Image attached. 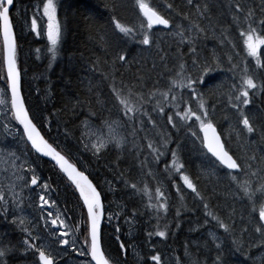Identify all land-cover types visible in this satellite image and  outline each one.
Wrapping results in <instances>:
<instances>
[{"label":"trees","instance_id":"1","mask_svg":"<svg viewBox=\"0 0 264 264\" xmlns=\"http://www.w3.org/2000/svg\"><path fill=\"white\" fill-rule=\"evenodd\" d=\"M55 1L57 19L62 29L56 60L51 59L48 52L50 45L47 48L46 39L37 37L31 31L23 32L16 22L21 92L30 114L39 116L42 113L46 121L42 128L45 138L49 139L50 143L55 142L54 146H58V150L68 154L71 160L77 163L78 168L87 174L91 173L89 178L102 192L106 209L111 202V211L114 213L119 211V204L125 206L127 211L135 208L139 213L134 221L136 233L132 237H130V227L124 222L123 215L119 220L113 219L111 223L106 218L102 221V243L107 247V254L113 258L119 257L122 262L126 260L127 264H150L151 251L160 255L166 251L171 257L172 264H176L177 258H180V264H218V256L222 264H264V257L260 261L254 259L256 255L264 252V238L254 231V225L259 223L260 204L257 198L255 197L257 211L250 215L252 204L243 196L242 190L224 174L225 170L218 171L210 164L199 140L194 137L193 140L186 138L184 131L187 129L180 131L173 129L164 117L153 110L155 100L150 103L145 102L143 109L156 121V127L151 130L146 127L144 131H139L141 123L137 114L134 131L130 122L125 123L127 117L116 106L117 102L111 92L113 82L117 87L121 84L127 85L124 88L125 95L128 88H132L134 94L141 91L147 94L156 87L166 90L172 77V73L163 67L153 69L154 60L159 64L155 47L142 50L146 46L114 30V24L111 23L114 16L126 27L139 30L143 17L135 6V0ZM247 1L250 6L245 4ZM148 2L170 18L173 24L179 22L185 25L188 23L184 19L186 15L191 14L195 17V4L207 2L213 22L219 21L216 27L217 35L221 30L231 35L235 48L227 44L225 47H220L215 44L219 40H215L211 34L198 43L201 58L211 57L209 49H212L213 44L222 61L220 69L210 73L212 78L206 77L205 83L199 85V89L205 93L217 130L221 133L222 139L227 141L226 146L234 154V158H239L238 162L242 163L247 157L255 155L253 149H249L248 144H245L246 141L251 144V140L257 138L263 146L264 141L261 140L258 132L246 138L238 135L234 112L222 103V100L225 98L224 93L228 86L238 82V78L234 81L233 73L228 70L230 68L228 57L232 56L233 62L239 65L236 70L238 73L247 61L239 33L231 24L232 13L229 5L241 3L246 9L250 7L257 12L259 9L257 10L256 6L261 4V0L260 3L258 0H194L193 5H188L187 0H148ZM169 3L173 4L172 9L167 8ZM203 24L207 27V21H203ZM158 37L157 43H160L161 48L171 45L168 49L171 56L168 68L171 69L175 63L176 47L172 44L169 34ZM116 45H120L127 52L128 63L116 60ZM180 51L184 54L182 62L185 63L186 70L194 72L193 57L188 48L183 47ZM261 60L264 61V53L261 54ZM249 71L252 72L250 68ZM253 73L258 83L264 77V70L256 66ZM3 77L4 71L0 67L1 83H4ZM180 91L177 89V92ZM183 91L187 99V90ZM250 95L253 103L244 110L250 111L255 123L259 125L264 123V91L257 90L254 95L253 93ZM193 107L195 108V104ZM165 111L171 114L169 108L166 107ZM142 119L146 125L150 124L148 116ZM106 120H119L122 123L125 142L121 149L110 146V150L98 159L91 152L84 150L83 125L89 122L101 124ZM240 127L242 128V125ZM163 133L170 134V140L167 142L168 150L161 148L165 154L157 161L146 146L149 141L157 146L164 144ZM172 151L178 153L179 161L185 166L184 173L193 180L200 196L184 185L179 173L166 169L165 164L168 168L171 167ZM257 159L261 160L260 157ZM36 162L39 165L37 169L40 175L51 185L53 200L61 208L70 225H80L83 219L82 212L86 210H82V201L77 199L78 193H75L74 186H68L69 182L66 178L62 179L63 174L53 163L43 158ZM149 172L151 175H148ZM235 174L238 175L239 182L243 183L242 176L239 173ZM105 179L116 185L114 195L108 193ZM125 181L137 183L140 187L147 184L153 194L156 187L164 190L168 201V212L166 215L161 214L159 224L161 228L168 225L167 239L153 236L151 242H148L147 232L156 226V215L151 209L145 208L147 197L142 200L139 194L125 185ZM255 184L251 187L252 191L255 190ZM177 187L180 188L179 192ZM183 189H187L189 193L185 195ZM235 191L240 194L239 197L237 196V201L231 199ZM114 197L117 198L116 202ZM204 204L209 205L208 209L204 208ZM209 211L230 225H234L232 230L225 233L218 227L216 221L206 216ZM177 212L180 213L179 216ZM192 223L195 225L192 226ZM117 225L120 226L119 233L115 231ZM244 229L248 231L245 232ZM207 230L218 233L222 240V248L213 246L205 234ZM77 236L83 241L81 233L78 232ZM0 238L11 241L15 249L7 258V264H24L34 258L31 253H24L20 242L25 236L2 215H0ZM133 240L138 242L143 258L129 250L130 242ZM121 242L127 248L126 255L119 249ZM150 244L155 246L154 250L147 246ZM238 245L243 246L242 251L237 250Z\"/></svg>","mask_w":264,"mask_h":264},{"label":"snow or ice","instance_id":"2","mask_svg":"<svg viewBox=\"0 0 264 264\" xmlns=\"http://www.w3.org/2000/svg\"><path fill=\"white\" fill-rule=\"evenodd\" d=\"M193 2L194 0H187L188 5H193ZM17 3L18 0H0V67L4 71L3 80L5 85L4 89H0V97L6 94L5 90L10 91L11 113L10 121L7 113H0V118L9 122L14 121L12 127L16 129L10 137L5 136V141L11 139V147H7L4 141H0V165L3 166L0 167V174L10 172L12 178L11 182L7 184L0 180V215L5 219L10 215L13 217L11 222L16 224L25 235V238L20 242L24 253L27 254L31 251L34 257H38L36 264H56L55 250L52 248L51 243L45 242L46 239L55 238V242L60 246H71L75 250L78 237L77 239H69V237L78 232L83 236L79 255L85 257L81 264H127L126 260L122 262L119 257L113 258L107 254V247L102 243L101 222L106 218L111 223L113 219L119 220L123 215L124 222L131 228L139 213L135 208L127 211L125 206H118L119 211L114 213L111 211V202H109L106 209L102 192L98 190V185L89 178L91 173L85 174V171L78 168L77 163L73 162L68 154L58 150V146H54L55 142L50 143L49 139L45 138V135L42 134V128L46 121L42 113L39 116L30 114V109L25 106V99L21 95V73L18 67V35L16 31V21L21 19V16L13 15L14 12L20 13L21 11L16 7ZM135 6L143 17L139 30L126 27L115 16L111 21L114 24V30L123 34L124 37H131L138 44L146 46L142 50L155 47L159 64L154 60L153 69L163 67L172 73V77L166 90L156 87L155 90L147 94L142 91L134 94L132 88H128L127 95H125L124 88L127 85L121 84L120 87H117L113 82L111 92L117 102V108L122 110L123 115L127 117L125 123L130 122L135 131L137 114H139L141 123L139 131H144L147 127L142 119L144 116H148V122L155 128L156 121L148 112L143 110L145 102L150 103L155 100L153 110L164 117L167 124L173 129L177 131L187 129L191 137L200 141L204 155L207 156L210 164L218 171L225 170L224 174L229 177L230 181L237 184V187L242 190L243 196L251 202L252 207L249 214L253 215L257 211L256 193L259 192L261 198H264V184H261L256 191H252L249 181L245 180L240 183L238 175L235 173L257 175V172L251 171V161L257 159V157L255 155L247 157L243 163L238 162L239 158H234V154L226 146L227 141L222 139L221 133L217 130L205 93L199 89V85L205 83L206 77L212 78L209 75L210 73L220 69L222 61L215 52L211 57L201 58L198 43L203 39H207L211 34L219 40L221 45L227 44L235 48L236 45L233 43L231 35L224 30H221L217 35L216 27L219 21L213 22L212 16L209 15L207 2L195 4V17L191 14L184 17L188 22L187 25L173 24L170 18L151 5L148 0H135ZM41 7L42 17L38 16ZM167 8L172 9L173 4H167ZM229 8L232 13L231 24L239 33L243 51L247 57L255 60L256 68L264 70V61L261 60L260 53L261 48H264V0H261L259 17H257L255 9L250 7L246 9L241 3L229 5ZM40 18H46V36L50 45L48 52L54 61L58 56L62 35L61 24L57 19V3L55 0H40V3L34 7L33 15L30 18V30L37 37L41 35L42 31V27L38 25V19ZM22 19L25 23L29 21L26 15H23ZM203 21H207V27L204 26ZM155 26H163L164 29H169L172 44L176 47L175 63L171 69L168 68V61L171 59L168 49L171 45H167L165 48L160 47V43H157L159 37H155L153 32ZM183 47H187L193 57L192 68L195 69L194 72L186 70V65L182 62L184 54L180 49ZM116 48V60L128 63L127 52L120 45H116ZM228 63L230 64L228 70L233 73V80L236 81L238 78V82L228 86L222 103L233 110L238 135L246 138L259 132L261 140H264V123L257 125L251 112H245L244 110L253 103L250 93L254 95L257 90L264 91V77L258 83L256 75L249 71L248 61L244 62V66L239 73L236 71L239 65L233 62L232 56L228 57ZM177 89L181 91L177 92ZM183 90H187V99ZM193 104H195V108ZM0 105L7 106L6 99L0 98ZM166 107L171 110V114L165 111ZM240 125H242V128ZM85 126L86 128L89 127L87 124ZM104 126L108 129L107 134L103 132L102 127L93 132L86 142L82 141L84 150L91 152L98 159L110 150V146L121 149L125 142V138L115 131L114 126H119L117 121H105ZM3 127L11 133L9 123H5ZM162 138L165 143L161 146H157L151 141L146 146L150 154H154L157 161L165 154L161 148L168 150L167 142L170 140V134L163 133ZM34 154L35 158L32 159ZM41 157H48L51 161H54L59 172L63 174L62 179L66 178L69 187L74 186L75 193H78L77 199L82 201L81 208L86 210L82 212L83 219L80 225L70 226L64 213L57 210L54 214L50 210L56 207L55 201L46 198L47 193L51 190V185L37 175L39 165L36 161ZM171 157V167L168 168V165L165 164L166 169L179 173L184 185L196 193L197 196H200L193 180L188 174L184 173L185 166L179 161L178 153L172 151ZM148 175H151V173L149 172ZM124 183L134 193L139 194L142 200L147 197L145 208L151 209L156 215V226L147 232L148 242H151L153 236L167 239L169 236L168 225L166 224L161 228L159 224L161 214L166 215L168 212V201L164 190L156 187L153 194L147 184L140 187L134 182L125 181ZM37 187L41 189L38 194L40 211L44 212L46 206L49 209L46 216H41V219L44 220V227L49 229L47 236L44 238L41 237L39 232L35 231L34 227L29 226L30 222L25 217L17 215V210L23 211L26 190L35 192ZM179 191L180 188L177 187V192ZM208 207V204H204L205 209H208ZM176 214L177 216L180 215L179 212ZM206 216H210L212 220L216 221L218 227L223 229L225 233L230 232L234 227V225L220 219L213 212H207ZM253 218L255 217L253 216ZM258 218L259 223L254 225V231L261 238H264V203L259 206ZM207 222L206 220L205 223L207 224ZM81 228L83 229L82 232ZM115 231L120 232L119 225L116 226ZM244 231L247 232L248 230L244 229ZM116 238L119 240V236ZM216 247L219 249L221 245L216 244ZM119 249L126 255L127 248L123 242L119 244ZM14 250L11 241L0 238V264H7V258L13 254ZM237 250L242 251L243 246L238 245ZM150 259L154 264H162V257L159 253L152 254ZM217 261L218 264H222L219 256ZM176 264H180V258L176 259Z\"/></svg>","mask_w":264,"mask_h":264},{"label":"rangeland","instance_id":"3","mask_svg":"<svg viewBox=\"0 0 264 264\" xmlns=\"http://www.w3.org/2000/svg\"><path fill=\"white\" fill-rule=\"evenodd\" d=\"M25 1L26 0H24V1L18 0V3L16 4V7L18 9H20L21 11H20V13L14 12V16H21V19H18L16 22H17L19 28L23 32H29V31H31L30 30V18L33 15L34 7L37 4L40 3V0H30V1H26V2ZM258 3H260L259 0H258ZM245 4L247 6H250L248 1ZM256 9L257 10L259 9V11L256 12L257 17H259L260 16V4H258L256 6ZM23 15H26L29 18L28 23H25L24 20L22 19ZM38 16L42 17V7L40 8V10L38 12ZM174 24H183V23L176 22ZM21 25H23V27H21ZM38 25H40L42 27L41 35L39 37H42L43 39H46V41H47V36H46L47 22H46V18L38 19ZM183 25H185V24H183ZM153 32L155 34V37H158V36L161 37L164 34H169V29H158V28L154 27ZM215 40H217V38H215ZM215 44H218L220 47H225V45H221L219 42H215ZM48 47H49V43L47 41V48ZM211 48L212 49H209L211 51L210 52L211 56H212L213 52H215V54L217 56H220L219 54L216 53V50H215V47H214L213 44L211 45ZM260 53L261 54L264 53V48H261ZM245 59L250 63L249 68L253 72V70L255 69V60H253L252 58H249V57H246ZM4 88H5L4 83L0 82V89H4ZM5 93L6 94L3 97H0V98L6 99L7 106L0 105V113H7L8 116H9V121H10V118H11V113H10V95H9V91H7V90H5ZM9 121H5L4 119L0 118V141H4L5 145L7 147H11L12 146V141H11L10 138L5 141V136L7 135V136L10 137V135L14 134L15 131H16L15 127H12V125L15 122L14 121L9 122ZM106 121H117L119 126H114L115 127V131H116V133L118 135H121V136H123L125 138V136H124V127H123L122 123L119 120H106ZM104 122L101 123V124H92L90 122L89 123H85L83 125L82 140L84 142H86L87 139L92 135L93 132H95L97 129L102 128V127H103V132L105 134H107L108 129H107L106 126H104ZM5 123H9V128H11V133H9L8 129L3 127V125ZM86 124L89 127L86 128V126H85ZM147 127L149 128V130L153 129L151 123L147 124ZM162 131H164V130H162ZM184 132L186 134V138L187 139L193 140V137H191L190 132H188V130L184 131ZM251 141H252L251 144L249 142H247V141H246L245 144L246 145L248 144L249 149H253L256 157H260L261 158V160H259V159L252 160L253 161L252 162V169L253 170H251V171H256L257 175H255V176H252L250 174L249 175H243V174H240V173H239V175L242 176V180H243L242 182H244L245 180L249 181L251 187H252V185H254L256 183L255 187H254V189H255L254 191H256V189H258L261 184H264V151H262V149H264V146L262 145V143L257 138H255V139H253ZM32 159H33V157H32ZM261 161H263V162H261ZM243 162L244 161H242V163ZM0 167H3V166L0 165ZM40 174L41 173L37 169V175H39L42 178V176ZM11 179L12 178H11L10 172L9 173H4V174H0V180H3V182L5 184L10 183ZM42 180H44V179L42 178ZM104 182L106 184L108 193L114 195L115 192H116V185L113 184V182H111V181H107L106 179L104 180ZM109 185H110V187H109ZM183 190L186 193L185 195H187L189 193L187 189H183ZM17 191H19V189H17ZM40 192H41V189L39 187L36 188L35 192H28L26 190V192L24 194L25 195V203H24L23 211L20 212L19 210H17V215L25 217L30 222L29 226L30 227H34L35 231L39 232L41 237L44 238V237L47 236V233H48L49 229L44 227V220L41 219V216H46V212L49 209L46 206L44 212L40 211L39 200H38V194ZM237 196L239 197L240 194H239V192L235 191L234 195L231 197V199L233 201L234 200L237 201L238 200ZM46 198H48L51 201H54L51 191H49L47 193ZM256 198H257V202L259 204L264 203V198H261V194L259 192L256 193ZM116 199L117 198L114 197V201ZM55 204H56V207H54V208H52L50 210L53 211L54 214H55V212L57 210H59L60 212L63 213V211L57 205L56 202H55ZM119 205L122 206L121 204H119ZM7 219L16 228L17 231H20L19 227L16 224H13L11 222L12 219H13V217L11 215ZM67 223L70 225L68 220H67ZM191 225L194 226L195 224L192 223ZM134 226H135V222L133 223L132 227L130 228V233H131L130 237H132L133 234L136 233V231L134 229ZM128 227H129V225H128ZM205 234L210 239V241H211V243L213 244L214 247H216V244H220L221 245L220 248H222V242H221L222 240L219 237L217 232H215L213 230H207L205 232ZM77 237H78L77 233H75L74 235H70L69 239H77ZM193 241H195V240H193ZM45 242L46 243H51L52 248L55 250L56 259L58 260L56 264H81V262L85 259V257H80V255H79V250H80L81 244H82V240L79 237L77 239V244H76L75 250L71 246H63V247L60 246L59 244H57L55 242V238H52L51 240L46 239ZM137 243H138L137 241H134V240L131 241L129 250L132 253H134V254L141 255V250H140V248H139ZM147 246L151 247L153 250L155 249V246L153 244H150V245H147ZM73 251H75V252H73ZM29 253H31V255L33 256L31 251H29ZM152 254H154V253L151 251V255ZM161 255H162V264H172L171 257L166 251H164V253H162ZM141 257H142V255H141ZM263 257H264V252H261L258 255H256L254 257V259L260 261V260H262ZM36 261H37V258L34 257L33 259L27 260L24 264H36ZM150 264H154V262L151 261V259H150ZM237 264H239V263H237Z\"/></svg>","mask_w":264,"mask_h":264},{"label":"water","instance_id":"4","mask_svg":"<svg viewBox=\"0 0 264 264\" xmlns=\"http://www.w3.org/2000/svg\"><path fill=\"white\" fill-rule=\"evenodd\" d=\"M155 27H163V26H155ZM9 95H10V91H9ZM21 95H22V92H21ZM23 97V96H22ZM19 127H22V126H19ZM202 135V134H201ZM41 158H43V159H45V160H47V161H49V162H51V163H53L54 165H55V162L54 161H51V159L50 158H48V157H41ZM57 167V166H56ZM57 169H58V167H57ZM85 174H87V173H85ZM259 219V218H258ZM103 221V220H102ZM101 225H102V222H101ZM37 258V260H38V257H36Z\"/></svg>","mask_w":264,"mask_h":264},{"label":"flooded vegetation","instance_id":"5","mask_svg":"<svg viewBox=\"0 0 264 264\" xmlns=\"http://www.w3.org/2000/svg\"><path fill=\"white\" fill-rule=\"evenodd\" d=\"M13 15H14V13H13ZM73 252H75V251H73ZM80 257H82V256H80ZM57 261H58V260L56 259V263H57Z\"/></svg>","mask_w":264,"mask_h":264},{"label":"bare ground","instance_id":"6","mask_svg":"<svg viewBox=\"0 0 264 264\" xmlns=\"http://www.w3.org/2000/svg\"><path fill=\"white\" fill-rule=\"evenodd\" d=\"M227 63V62H226ZM112 148H114L113 146H112Z\"/></svg>","mask_w":264,"mask_h":264}]
</instances>
